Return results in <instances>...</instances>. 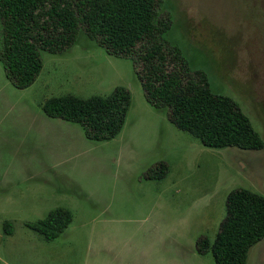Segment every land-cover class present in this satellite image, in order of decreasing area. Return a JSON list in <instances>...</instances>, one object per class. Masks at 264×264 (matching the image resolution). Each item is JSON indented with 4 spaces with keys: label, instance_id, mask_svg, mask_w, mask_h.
<instances>
[{
    "label": "rangeland",
    "instance_id": "obj_1",
    "mask_svg": "<svg viewBox=\"0 0 264 264\" xmlns=\"http://www.w3.org/2000/svg\"><path fill=\"white\" fill-rule=\"evenodd\" d=\"M166 42L180 49L210 89L234 99L264 140V0H163ZM35 81L16 88L0 62V264H215L197 241H213L227 194L264 195V147H207L150 105L132 60L106 53L80 31L60 53L41 51ZM131 103L112 139L46 116L48 97L109 94ZM164 162L168 171L151 177ZM72 221L46 240L26 225L58 207ZM12 223V232L4 222ZM246 264H264V237Z\"/></svg>",
    "mask_w": 264,
    "mask_h": 264
},
{
    "label": "trees",
    "instance_id": "obj_2",
    "mask_svg": "<svg viewBox=\"0 0 264 264\" xmlns=\"http://www.w3.org/2000/svg\"><path fill=\"white\" fill-rule=\"evenodd\" d=\"M163 0H0V62L18 89L30 86L43 67L41 51L60 53L72 47L80 31L116 57L130 58L147 102L164 108L169 120L207 147L262 149L264 140L249 116L231 97L211 91L201 70L190 68L176 46L163 37L170 13L158 17ZM131 93L116 86L106 95L64 93L41 103L49 117L78 123L89 139L114 138L123 128ZM150 176H165L159 162ZM72 221L62 206L26 225L46 240ZM12 232V223L4 222ZM264 237V195L244 187L226 197L225 216L211 242L200 237V253L210 251L215 264H246L249 249Z\"/></svg>",
    "mask_w": 264,
    "mask_h": 264
},
{
    "label": "crops",
    "instance_id": "obj_3",
    "mask_svg": "<svg viewBox=\"0 0 264 264\" xmlns=\"http://www.w3.org/2000/svg\"><path fill=\"white\" fill-rule=\"evenodd\" d=\"M47 116V115H46ZM53 118V117H52Z\"/></svg>",
    "mask_w": 264,
    "mask_h": 264
}]
</instances>
